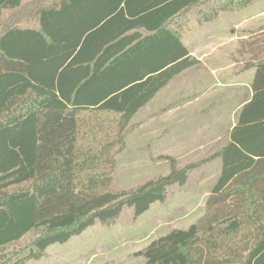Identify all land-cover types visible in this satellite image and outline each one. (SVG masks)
<instances>
[{
	"label": "trees",
	"instance_id": "obj_1",
	"mask_svg": "<svg viewBox=\"0 0 264 264\" xmlns=\"http://www.w3.org/2000/svg\"><path fill=\"white\" fill-rule=\"evenodd\" d=\"M260 1L58 0L42 8L40 31H0V249L38 233L27 253L1 264L40 260L125 207L138 218L186 185L201 162L179 168L170 157L169 174L113 189L116 148L136 114L199 64L182 38L190 17L202 26ZM27 33L33 45L21 41ZM243 44L253 47L252 96L208 159L222 170L206 213L141 251L145 264H264V34ZM88 113L114 114L116 126L86 123Z\"/></svg>",
	"mask_w": 264,
	"mask_h": 264
},
{
	"label": "rangeland",
	"instance_id": "obj_2",
	"mask_svg": "<svg viewBox=\"0 0 264 264\" xmlns=\"http://www.w3.org/2000/svg\"><path fill=\"white\" fill-rule=\"evenodd\" d=\"M206 25L200 26L190 17L183 25L182 38L192 47L194 41H197L200 49L212 53V57H234L237 63L244 61L245 64L251 58L253 47L243 43L251 39L257 41L264 34V0L244 10L222 14L216 21ZM192 79L193 75L188 81ZM230 80L233 79H226ZM243 81L251 83L248 75H245ZM183 85V81L175 79L152 104L142 109L131 121L125 135V146L116 148L117 168L113 189L131 190L149 180L169 174L172 169V161L168 159L170 157L176 159L179 168L201 162L189 173L186 185L170 187L164 202L153 204L150 210L138 218L134 216L132 207H125L114 222H97L69 242L52 245L40 260H30L26 264H145L146 259L139 253L153 241L173 230L187 229L205 215L207 199L219 170L212 163L218 158L208 160L214 153L209 156L201 153L192 158L178 157L176 107L180 97L178 91ZM247 91V86H234L227 93L231 97L241 92L244 100ZM237 106L236 103L227 102L225 110H218V120L225 121L226 133L237 120L239 109L234 112ZM221 114L227 115L222 118ZM83 119L86 123L97 121L115 127L118 116L88 113L84 114ZM163 121L170 123L167 131L172 133L166 139L162 135L165 129ZM171 123L176 125L171 126ZM18 188L26 189L28 185ZM37 236V232H32L21 241L0 249V264L11 263L15 257L27 253Z\"/></svg>",
	"mask_w": 264,
	"mask_h": 264
},
{
	"label": "crops",
	"instance_id": "obj_3",
	"mask_svg": "<svg viewBox=\"0 0 264 264\" xmlns=\"http://www.w3.org/2000/svg\"><path fill=\"white\" fill-rule=\"evenodd\" d=\"M57 1L58 0H0V13L2 15L0 31H7L10 29L40 31V14L42 8L53 6ZM21 41L30 46L35 42V37L27 33ZM183 43L190 51V55L199 61V64L183 71L173 78L167 86L161 89L142 109L152 104L175 79L183 81L184 85L180 86L178 91V97H180L176 107L178 112V157L192 158L201 155V153H205L204 155L209 156L228 144L230 140V131L237 122L236 120V122L233 123L227 134L225 121L218 120V110H225L227 108V102H233L238 105L236 109L235 107L232 108L235 109V112L237 109L240 110L243 105L247 103L252 96V83L255 76V68H246V63L244 64V61L238 62L243 64L238 66L239 64L234 57H212V53L200 49V45L197 41H194L195 46L193 45V47L191 45L189 46L185 39H183ZM195 49H198V51L195 52ZM192 75L193 79L189 82L188 79ZM245 75H248L251 79L250 84L243 81ZM229 77L233 80L226 81ZM234 86L248 87V91L246 92L247 95H245L246 97L244 100H242L243 95L241 92H238L235 96H229L227 92L229 88ZM138 113L136 115H138ZM226 115L227 114H221L220 116L225 118ZM169 124L168 121H163L165 129L162 131V135L165 139L172 136V133L167 131ZM175 125V123H171V126ZM212 164L219 168L218 176L215 180L216 183L221 174L222 161L218 158L213 161Z\"/></svg>",
	"mask_w": 264,
	"mask_h": 264
}]
</instances>
